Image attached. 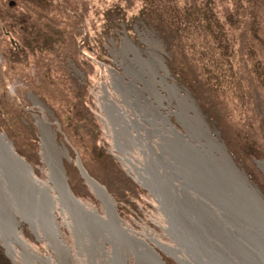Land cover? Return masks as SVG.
<instances>
[{"label":"rangeland","instance_id":"obj_1","mask_svg":"<svg viewBox=\"0 0 264 264\" xmlns=\"http://www.w3.org/2000/svg\"><path fill=\"white\" fill-rule=\"evenodd\" d=\"M144 8L150 9L144 14L148 19L177 31L171 34L175 38L171 39L172 50L150 21L140 18ZM229 15L232 24L226 22ZM183 18L188 21L184 27ZM215 26L216 43L211 31ZM21 28H27L30 35H24ZM146 34L161 42L158 52L166 67H160L159 73L177 82L181 93L191 92L214 136L227 147L243 175L254 183L264 181L263 156L256 158L253 145L244 139L236 122L238 114L250 115L248 122L258 130L264 144V0H0V133L44 177L47 164L41 155L38 118L48 119L57 143L69 153L63 161L71 192L104 211L79 167L80 161L87 175L114 198L127 223L138 230L141 226L156 229L157 234H163L160 239L171 242L156 194L118 157L99 105L103 86L115 101L125 103L111 87L112 71L130 80L124 60L135 54L129 44L148 57L151 47L144 39ZM187 52L197 75L207 77L206 84L194 74L187 75L186 80L180 78V71L185 69L182 54ZM173 62L176 67L172 73ZM209 82L216 84V90ZM137 84L142 86L140 81ZM207 89L219 100L224 98L223 120L216 118L204 99ZM165 104L162 111L166 114L178 107L176 99ZM169 116L173 126L185 133L174 113ZM221 126L226 127L228 138ZM136 154L140 155L139 151ZM58 217L61 219L60 214ZM18 219L20 230L32 239L31 245L43 254L54 255L44 238H39L26 220ZM61 229L69 244V229L64 225ZM151 242L170 264H180ZM105 246L111 247L110 243ZM74 251L78 252L76 246ZM82 257H87L85 252ZM126 262L135 263L134 256L127 257ZM0 264H27L22 254H8L1 230Z\"/></svg>","mask_w":264,"mask_h":264},{"label":"bare ground","instance_id":"obj_2","mask_svg":"<svg viewBox=\"0 0 264 264\" xmlns=\"http://www.w3.org/2000/svg\"><path fill=\"white\" fill-rule=\"evenodd\" d=\"M149 34L144 37L151 47L148 57L128 43L135 54L124 60L130 80L112 71L111 87L128 107L104 86L99 105L118 157L156 194L171 242L160 239L156 229L127 223L105 187L86 174L104 211L74 195L64 171L63 156L69 153L57 143L49 120L38 118L44 177L0 133V230L11 257L22 254L27 264H78L75 257L81 264H128L133 255V264H170L153 241L180 264H264V181L243 175L193 97L159 73L166 67L158 52L162 45ZM173 99L178 107L164 113L165 101ZM173 113L186 134L171 123ZM18 216L55 257L31 245ZM61 225L69 229L70 245Z\"/></svg>","mask_w":264,"mask_h":264},{"label":"trees","instance_id":"obj_3","mask_svg":"<svg viewBox=\"0 0 264 264\" xmlns=\"http://www.w3.org/2000/svg\"><path fill=\"white\" fill-rule=\"evenodd\" d=\"M248 2V1H247ZM150 9H146L144 8L142 13L143 15H141V19L144 21H150L151 25L155 28V30L159 33V35L161 36V38L165 41L167 48L171 49L172 48V44L173 42L171 41V39H175L171 34L177 32L176 30L172 29V28H166L163 25H161L160 21H151L150 19H148V17H146L144 14L146 11H149ZM159 18V17H158ZM148 19V20H147ZM187 20L185 18H183V20L181 21V25L184 27L187 24ZM226 22L229 24H232V17L229 15V18L226 19ZM28 29L30 28V26L27 27ZM27 28H24L22 30L23 34L25 35L26 33H28V35H30V32H27ZM133 30L135 31V29L133 28ZM212 31V35L214 38V42L216 43L218 38V29L216 28V26L214 27ZM24 39H27L26 36H23ZM172 50V49H171ZM190 52L184 53L182 54V64L185 67V69H183L182 71H180L179 76L181 79L186 80V76L187 75H191L193 76V74L195 75V78L198 79H203V83L206 84V78L202 75H197L196 73V69L193 68L194 64L191 62V59L186 57V54H189ZM177 57L175 56L173 61L176 60ZM170 67H171V72L173 73L176 64L170 63ZM211 68V67H210ZM212 69V68H211ZM197 81V79H196ZM209 85L211 86V88H213L214 90H216V84L214 82H209ZM188 88H190V82L188 85ZM208 91V89H207ZM193 94H194V88H193ZM204 99L206 100V102L209 104L210 108L212 109L214 115L216 116L217 119L219 120H223L222 115L225 116L226 114V109L223 106L224 103V98L221 96V99L219 100L217 96L210 95L209 91L207 92L206 95H203ZM218 113V114H217ZM251 120V116L247 115L245 113L242 114H238V121L237 124L239 125V129L241 130V134L243 135L244 139L249 142L250 144L253 145V150L255 152L256 158H261V156H263L264 159V144L261 142L260 139H262V137H260L261 135H258V130L255 129V126H253L251 123H249L248 121ZM243 123V126L242 124ZM222 127V126H221ZM221 131L224 135V137H227V133H226V127L223 126L221 128ZM232 142V141H231ZM251 145V146H252ZM113 167V166H112ZM92 174V173H91ZM3 255H6L5 253H3Z\"/></svg>","mask_w":264,"mask_h":264},{"label":"water","instance_id":"obj_4","mask_svg":"<svg viewBox=\"0 0 264 264\" xmlns=\"http://www.w3.org/2000/svg\"><path fill=\"white\" fill-rule=\"evenodd\" d=\"M87 177L93 179L90 175H87ZM87 177H86V178H87ZM88 178H87V179H88ZM93 180H94V179H93Z\"/></svg>","mask_w":264,"mask_h":264}]
</instances>
